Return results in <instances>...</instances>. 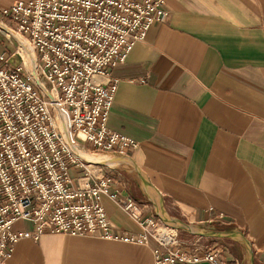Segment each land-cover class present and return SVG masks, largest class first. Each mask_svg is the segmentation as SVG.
I'll use <instances>...</instances> for the list:
<instances>
[{
	"label": "crops",
	"instance_id": "obj_1",
	"mask_svg": "<svg viewBox=\"0 0 264 264\" xmlns=\"http://www.w3.org/2000/svg\"><path fill=\"white\" fill-rule=\"evenodd\" d=\"M16 1L28 0L0 9ZM165 9L110 69L119 83L107 127L134 146L94 160L141 219L176 230L181 252L264 264V0H165ZM101 204L115 235L137 237L135 221ZM155 248L49 234L17 242L4 264H153Z\"/></svg>",
	"mask_w": 264,
	"mask_h": 264
},
{
	"label": "built area",
	"instance_id": "obj_2",
	"mask_svg": "<svg viewBox=\"0 0 264 264\" xmlns=\"http://www.w3.org/2000/svg\"><path fill=\"white\" fill-rule=\"evenodd\" d=\"M166 14L165 0H28L0 9V23L33 51L36 74L24 67L17 40L0 32L18 45L11 54L0 51V264L20 240L49 234L153 241V264H223L215 252L178 250L175 229L141 219L133 199L109 191L102 165L79 156L122 157L133 148L131 139L107 127L119 83L110 69L125 63ZM103 197L138 224L136 238L113 233ZM19 222L31 228L14 229Z\"/></svg>",
	"mask_w": 264,
	"mask_h": 264
},
{
	"label": "bare ground",
	"instance_id": "obj_3",
	"mask_svg": "<svg viewBox=\"0 0 264 264\" xmlns=\"http://www.w3.org/2000/svg\"><path fill=\"white\" fill-rule=\"evenodd\" d=\"M0 32L4 33L7 36H13L17 40V42L19 44V50L18 51H19L20 55L23 58L24 67L28 71H30L31 76L36 78L34 53L31 50V48L27 45L26 41L24 39H22L21 37H19L15 32H13L10 29H8L7 27H5L1 23H0ZM59 116H60L59 119H60L61 126L63 128H65L66 127L65 123L67 122L66 115L64 113H60L59 112ZM94 155L106 156L107 154H96V153H91L90 154V153H84V152L79 153L80 158L83 159L84 161H86L87 163H89V164H101L99 162H95Z\"/></svg>",
	"mask_w": 264,
	"mask_h": 264
},
{
	"label": "rangeland",
	"instance_id": "obj_4",
	"mask_svg": "<svg viewBox=\"0 0 264 264\" xmlns=\"http://www.w3.org/2000/svg\"><path fill=\"white\" fill-rule=\"evenodd\" d=\"M9 1L10 0H0V4L3 5V4H6ZM17 47H18V45L13 39H10V41H7L4 38V36L0 35V51H2V52L6 51L7 54H9V53L11 54L12 52H15ZM13 62L14 63H20V61H19V59L17 57L13 58ZM96 154H102V153H96ZM103 158H105V157H103Z\"/></svg>",
	"mask_w": 264,
	"mask_h": 264
}]
</instances>
